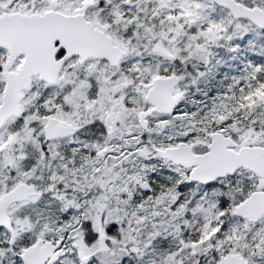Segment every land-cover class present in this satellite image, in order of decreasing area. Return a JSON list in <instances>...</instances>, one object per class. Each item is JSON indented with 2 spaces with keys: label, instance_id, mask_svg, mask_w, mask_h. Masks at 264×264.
<instances>
[{
  "label": "snow or ice",
  "instance_id": "obj_1",
  "mask_svg": "<svg viewBox=\"0 0 264 264\" xmlns=\"http://www.w3.org/2000/svg\"><path fill=\"white\" fill-rule=\"evenodd\" d=\"M0 264H264V0H0Z\"/></svg>",
  "mask_w": 264,
  "mask_h": 264
}]
</instances>
